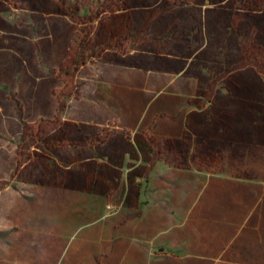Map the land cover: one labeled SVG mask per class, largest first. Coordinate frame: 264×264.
<instances>
[{"label": "rangeland", "instance_id": "rangeland-1", "mask_svg": "<svg viewBox=\"0 0 264 264\" xmlns=\"http://www.w3.org/2000/svg\"><path fill=\"white\" fill-rule=\"evenodd\" d=\"M97 1L0 0V264H240L241 241H264V0ZM68 4L99 19L84 25L89 47L120 9L146 26L135 35L124 25L115 56L66 77L79 30ZM12 98L34 138H55L53 150L18 155ZM78 125L103 131L96 164L71 151ZM112 132L158 145L130 192L124 181L141 158ZM187 132L204 141L185 165L177 151ZM105 161L114 170L95 173ZM95 177L106 196L89 194ZM152 207L167 221L147 218Z\"/></svg>", "mask_w": 264, "mask_h": 264}, {"label": "trees", "instance_id": "trees-1", "mask_svg": "<svg viewBox=\"0 0 264 264\" xmlns=\"http://www.w3.org/2000/svg\"><path fill=\"white\" fill-rule=\"evenodd\" d=\"M69 2L71 3L77 2V0H69ZM97 3L98 4L99 3H102V4L109 3V6L116 7V8L120 4H123V6L124 4H126L122 2L121 0H98ZM101 5L99 6L101 7ZM68 6H69L68 8L72 10L71 11L72 13H67V14L64 12L63 13L66 14L65 15L66 17L70 18V20H72L76 25L79 26V30H78L76 39L74 40V44L77 47L75 59L73 60L70 68L66 69L65 71L60 72L61 75H64L66 77L74 76L80 67L85 65L87 62H91L92 60L96 59V57L99 58V56L103 55L102 60L104 59V62H105L109 60L111 56L112 57L115 56L116 52L112 51L114 50L112 48L113 46H117V44H114V43L120 40V37L123 40L125 39V36H124L125 26L124 25L126 26L129 25L128 28L133 27L135 35H139L141 28H144L146 26L145 21L142 20L141 17L134 18L131 14L126 13V10L120 9L118 10L119 13L117 12L115 16L110 17L109 25L107 26L106 29H104V31H103V28L97 31L96 37L99 38V36H102L104 40L103 41L99 40L94 46L89 47L88 39L91 36V31L89 29L84 28V25L86 26L87 24L93 25L94 23L99 22L97 15H93L91 10H88V9H74L73 10L72 9L73 6L71 7L70 4H68ZM61 8L62 7L57 6V10L60 11ZM69 98L70 97L66 95L62 96L63 102L60 103V108L58 110V117L63 116V114L65 113L66 102L70 100ZM12 101H14V103L16 104L17 117H18L20 124L23 125V129H24L22 134L19 136V139L17 142L18 155L21 154V150L28 152L34 147H36L37 149H42L44 151L53 150V148L58 145V143L55 142V138L54 137L45 138V139L34 138L32 134L30 133V130H27V127H25L26 125L22 122V119H21L22 113H21V109L18 103L16 102L14 98H12ZM261 108L264 109V105L261 104ZM263 116H264V113H263ZM77 130L79 131V137H77L76 142L72 144V146H70L71 151L73 148L77 146H80L88 150V152L92 156V159L89 163L91 165L96 164L97 162L96 158L103 156V153H106V150H107L106 147L108 144L98 140V137H100L103 131L98 129L97 127L82 126V125H78ZM111 134H113L112 136H115L114 137L115 141L120 142L121 140H123V142H126L127 145L133 148V154L139 155L141 158V164L137 165V167L133 171H131L129 175L126 176V179L124 181V184L126 185V189L128 191L132 190L134 188V184L132 182L131 177L135 175L136 178H138L141 172L144 169H146L145 167L146 164L149 165L151 160L156 158L155 154L157 155V153L153 149V144L154 146H158V145L154 143V141H152L145 134L138 135L137 137H135L133 143H131L127 139V137L121 133L112 132ZM259 136L264 141V134L260 133ZM203 141H204L203 139L195 138L189 132L185 134V136L183 137L181 141V144L179 145L180 148L177 151V153L180 156V159H182L185 165L188 164L189 161H191L192 159H195V157L199 155V152L201 153V149L203 148V146L201 145H203ZM194 149L196 150L195 152H193ZM22 162H23V159H22ZM113 162L114 160H112V163ZM105 163H106L105 166H101V168H95V173L97 174L103 173L104 171L103 168L105 169V167L106 168L108 167L109 170H114L108 162L105 161ZM153 164H157V166H159L160 168L163 167L162 161L157 162V163L155 162ZM99 179L100 178L95 177V179L93 180L91 192L95 194L96 193L95 191L97 190L96 187H98L100 193L103 196H106L108 192H105V191L108 190L107 189L108 186L103 187V185L99 183L100 182ZM147 182H148V178L143 180L144 187L147 186L146 185ZM138 184L139 185H137V187H140L141 186L140 183ZM137 198L139 199L138 196ZM124 202H125V206L131 204L129 197L128 199L126 198ZM144 205H146V203H143V206ZM126 208H130V207H126Z\"/></svg>", "mask_w": 264, "mask_h": 264}, {"label": "crops", "instance_id": "crops-1", "mask_svg": "<svg viewBox=\"0 0 264 264\" xmlns=\"http://www.w3.org/2000/svg\"><path fill=\"white\" fill-rule=\"evenodd\" d=\"M89 192V194H92V192L91 191H88ZM146 195H147V193H146ZM169 208V207H168ZM192 208H194V207H191L190 209H192ZM202 208H204V207H202ZM206 208V207H205ZM170 210V209H169ZM191 212H193V210L191 211ZM171 213H172V211H171ZM146 217L147 218H153L155 221H157V220H160V221H167L166 220V218L168 217L167 216V214L165 213V210L163 209H161L160 207H152V209H148V210H146ZM186 217V216H185ZM191 218L192 219H194L195 218V216H194V214L191 216ZM186 219H188V217H186ZM188 221V220H187ZM159 225L157 224L156 225V227H158ZM171 226V225H170ZM169 226V227H170ZM172 226H174V225H172ZM161 228H162V226H160ZM234 235V234H233ZM238 235V234H237ZM236 235V236H237ZM243 239V238H242ZM262 242H258L257 244H264V241L263 240H261ZM176 243V241H173V240H171V241H169V240H164V241H162V243L161 244H164L165 246H163L166 250H167V248L169 247L170 249H172L173 251H177V250H182V248L181 247H177L176 248V246L175 247H173V244H175ZM178 243V242H177ZM180 243H184V242H180ZM246 243H248V242H246V241H241L240 242V245H238V247H235V249H238L239 251L240 250H243L245 253H246V256L243 258V257H241L243 260H242V262L240 263V264H264V254H263V252H264V248L258 253V247H257V244L256 245H247ZM228 246V243L227 242H225V243H223L222 244V246L221 247H216L215 248V250H217V251H219V252H223V251H225V249H226V247ZM248 246H250V247H248ZM167 247V248H166ZM160 248H162V247H160ZM254 248V249H253ZM158 249V248H157ZM190 250V249H189ZM156 254V253H155ZM159 258L161 257V258H163L164 257V255L162 256V254L161 253H159L158 255H157ZM160 258V259H161ZM247 260H251L250 262H248Z\"/></svg>", "mask_w": 264, "mask_h": 264}]
</instances>
